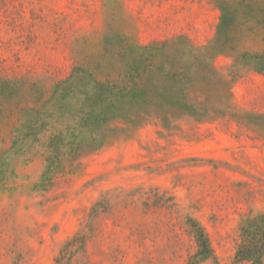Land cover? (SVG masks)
<instances>
[{"label":"rangeland","instance_id":"1","mask_svg":"<svg viewBox=\"0 0 264 264\" xmlns=\"http://www.w3.org/2000/svg\"><path fill=\"white\" fill-rule=\"evenodd\" d=\"M261 215L264 0H0V264H264Z\"/></svg>","mask_w":264,"mask_h":264},{"label":"trees","instance_id":"2","mask_svg":"<svg viewBox=\"0 0 264 264\" xmlns=\"http://www.w3.org/2000/svg\"><path fill=\"white\" fill-rule=\"evenodd\" d=\"M193 232L199 247V252L209 254L212 252L211 245L204 230L198 225L193 224ZM242 241L236 253V262L245 260L259 261L264 256V215L248 220L242 226Z\"/></svg>","mask_w":264,"mask_h":264}]
</instances>
